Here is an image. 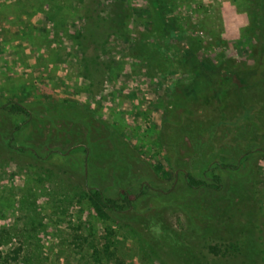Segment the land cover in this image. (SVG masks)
I'll return each instance as SVG.
<instances>
[{
    "label": "rangeland",
    "instance_id": "obj_1",
    "mask_svg": "<svg viewBox=\"0 0 264 264\" xmlns=\"http://www.w3.org/2000/svg\"><path fill=\"white\" fill-rule=\"evenodd\" d=\"M254 1L174 0L172 11L203 64L243 71L258 48L246 36ZM153 16L144 0H0V106L28 112L0 107V264H264V87L244 93L247 121L233 88L224 114L171 112L183 73L171 55L161 77L133 49ZM215 162L221 190L186 186L184 173L207 181ZM92 186L113 199L136 190L135 208L99 214ZM249 214L247 261L232 228Z\"/></svg>",
    "mask_w": 264,
    "mask_h": 264
},
{
    "label": "trees",
    "instance_id": "obj_2",
    "mask_svg": "<svg viewBox=\"0 0 264 264\" xmlns=\"http://www.w3.org/2000/svg\"><path fill=\"white\" fill-rule=\"evenodd\" d=\"M144 1L151 7L154 16L149 31L142 37V40L137 43L134 41L135 45L133 49L134 52H136V57L147 63L148 66L152 67L161 77H163L168 70L166 64L171 55L173 61L169 63V68L183 73L184 79L169 87L170 98L167 104L168 108L171 107V112L176 114L178 110H184L187 113L186 110L188 106L209 105L219 111L220 114H224V108L228 106V96L233 88L235 92L234 96L242 111V114L238 116L236 122L250 120L251 118L243 116L244 111L248 110L252 112L245 106L246 95H244V93L248 90L264 87V0L254 1L255 7L253 8L256 10L254 11L253 18L250 19L247 25L249 31L246 36L253 39L258 45V48L254 57V66L243 71L232 69L228 62L215 61L212 65H205L201 62L203 60L200 57L202 48L198 43L192 40H185V30L182 27L183 22L172 11L174 0ZM117 5L119 8L121 7L120 4L117 3ZM126 15L127 14L124 13L122 18H118L120 32H125V34L128 32L125 24L127 20ZM128 37L130 38V36ZM184 41L188 42V52L183 55L178 49V44L184 43ZM0 107L2 111L12 115H27L28 113L25 106L18 102L12 101ZM194 112L195 111L191 110L188 114L190 115L193 113V115H195ZM166 120H168V118ZM221 166L225 168L221 163L215 162L213 164L212 168L205 174L207 181L205 179H197L189 173H184L186 186L190 190H221L223 178L213 172L215 168H220ZM208 180L212 183H209ZM135 191L130 189L120 191L118 198L113 199L97 187L92 186L88 187L87 196L89 202L99 214L123 215L135 208L132 203L137 195ZM138 194L143 195L144 191H139ZM252 215L249 214L247 218L245 217L246 219L244 218V222L241 221L239 224H236L238 225L237 227L235 225L232 228H238L240 230L239 234L241 233L245 236V238H243V243L246 249L245 252H242V256H244V260L247 261L252 258L249 252V247H251L250 243H254L252 238V233L254 231L251 232L249 224L254 223L253 217L256 218L257 216L254 214L252 217ZM194 220L196 222L195 218ZM194 220L191 221L190 219L191 223L195 225V228L200 230L201 227L198 226L197 222L195 223ZM220 224H222V221L218 220L217 225ZM214 229L215 228H213V230ZM148 248H150V246ZM229 248L237 252L239 250L237 244L234 243H232ZM209 250L214 256L224 257L226 255L219 247H215L214 245L210 246ZM176 253L177 251H173L169 253V255L178 263ZM258 254L260 255L259 252ZM183 264L193 263L184 261Z\"/></svg>",
    "mask_w": 264,
    "mask_h": 264
}]
</instances>
